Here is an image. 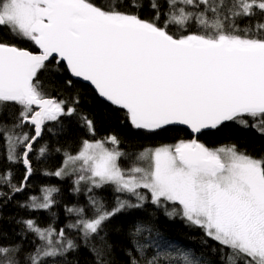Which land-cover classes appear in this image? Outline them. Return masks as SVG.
Instances as JSON below:
<instances>
[{"label": "snow or ice", "instance_id": "snow-or-ice-1", "mask_svg": "<svg viewBox=\"0 0 264 264\" xmlns=\"http://www.w3.org/2000/svg\"><path fill=\"white\" fill-rule=\"evenodd\" d=\"M145 8L150 18H141ZM0 30L37 49L0 42V117H11L9 105L19 107L11 128L0 122V133L7 141L8 160L17 159L16 148L23 145L25 181L32 173L28 156L42 126L76 111L44 88L40 74L52 60L125 110L134 128L157 132L185 126L193 134L190 140L146 149L127 168L118 163L125 154L115 136L107 138L112 147L85 140L77 155L66 154L55 176L79 172L77 185L111 184L137 201L117 199L109 211L90 198L91 219L83 218L84 209H68L80 217L69 227L80 228L86 241L97 240L96 264H107L112 250L100 235L104 223L149 198L157 207L171 204L169 216L179 215L217 242L221 264H264V158L235 145L210 149L195 138L226 122L264 134V0H107L101 5L92 0H0ZM82 120L93 131L92 121ZM25 124L34 126L35 135L15 133ZM39 151L44 154L46 148ZM9 181L10 174L0 175V183ZM44 191L43 200L33 197L30 207L52 205L56 189ZM22 223L40 241L28 253V264H45L75 247L65 240L63 229L42 228L31 219ZM143 230L136 226L133 236ZM133 244L144 257L145 245L135 239ZM20 251L19 246L0 244V264H19ZM127 255L129 264H141L132 252ZM161 255L146 264H158ZM166 258L174 259L171 254ZM180 259L198 264L187 253Z\"/></svg>", "mask_w": 264, "mask_h": 264}, {"label": "trees", "instance_id": "trees-1", "mask_svg": "<svg viewBox=\"0 0 264 264\" xmlns=\"http://www.w3.org/2000/svg\"><path fill=\"white\" fill-rule=\"evenodd\" d=\"M101 5L107 0H92ZM141 18H150L152 13L147 8L140 13ZM243 26V24H241ZM0 42L14 44L36 52L37 49L30 43L13 37L6 30H0ZM49 70L40 74L45 90L57 99L68 101L67 106L76 108L71 116H61L57 121L45 122L43 137L34 147L29 161L32 173L25 181L26 167L23 163V145L16 148L17 159L8 160L7 141L0 133V175L10 174L8 184L0 183V244L5 246H19L21 251L16 259L19 264H28L27 255L40 243L34 233L29 232L24 224L31 219L42 227H53L57 231L63 229L65 240H71L75 247L63 255L47 258L45 264H96V255L93 251L97 240L84 238L80 228L69 227L80 219L70 208L84 209L83 218L91 219L94 209L90 198L101 202L106 210L116 207L117 199L128 200L135 204L136 198L127 193H118L111 184L94 187L88 181L76 183L79 172L64 176H55L53 173L64 166L66 154L77 155L83 141H104L115 136L118 148L125 155L118 161L122 168L130 167L139 153L146 149H154L162 145H173L179 140H190V133L182 128H167L157 132L136 129L131 125L125 112L101 100L88 86L72 80L63 63L55 60L48 65ZM53 69H58L53 71ZM71 80V86L67 81ZM78 99V104H72ZM8 112L0 117V122L7 123L11 128L18 115L19 107L9 105ZM82 117H87L93 123V131H89ZM251 123V121L249 122ZM17 135L27 133L34 135V129L29 124L15 129ZM210 149L221 146L235 145L237 149L254 158H264V134L252 127H242L229 122L220 129L203 133L198 140ZM46 148L44 154L40 148ZM146 166L145 162H139ZM80 162L74 165L79 167ZM73 167L70 165V168ZM14 187H21L19 192ZM55 188L52 193V205L47 209L32 208V198L43 200L45 189ZM79 188V191L76 189ZM91 188V191L89 189ZM145 191V190H142ZM171 204L157 207L150 198L139 208H125L116 213L104 223L100 235L106 236L112 245L111 254L106 257L107 264H129L128 252L146 264L147 259L162 255L158 264H183L181 254L187 253L198 264H221L220 245L206 237L202 229L192 226L179 215L169 216ZM136 226L144 229L139 235L133 236ZM145 245L144 257L135 251L133 240ZM171 254L174 259L166 258Z\"/></svg>", "mask_w": 264, "mask_h": 264}, {"label": "water", "instance_id": "water-1", "mask_svg": "<svg viewBox=\"0 0 264 264\" xmlns=\"http://www.w3.org/2000/svg\"><path fill=\"white\" fill-rule=\"evenodd\" d=\"M53 61V60H52ZM50 64V63H49ZM64 64V63H63ZM65 65V64H64ZM65 67H66V65H65ZM69 73V72H68ZM69 75H70V77L72 78V80H74V81H76V82H79V83H82L83 85H86V86H88V87H90L95 93H96V95H98V97L101 99V100H103V101H105V102H107V103H109V105H112V106H115L116 108H118V109H121V108H119L118 106H116V105H113L111 102H109V101H107L106 99H104L103 97H100L99 96V94L97 93V91L95 90V88H94V86L89 82V81H84L82 78H77V77H73V76H71V74L69 73ZM121 110H123V109H121ZM124 112H125V110H123ZM227 123H229V122H226L225 124H227ZM225 124H223V125H225ZM30 125V124H29ZM222 125V126H223ZM31 127H33V129H34V126H32V125H30ZM222 126H220V127H222ZM45 127V124L42 126V131H41V135L36 139V141L33 143V148L39 143V141L41 140V138H42V136H43V132H44V128ZM173 127H176V128H182V129H185V130H187L188 132H190V130L189 129H187L185 126H168L167 128H173ZM220 127H218L219 129H220ZM166 128V129H167ZM217 128V129H218ZM217 129H207V130H203L202 131V133L201 134H198L197 136H195V138L196 139H198L199 140V138L202 136V134L203 133H206V132H212V131H214V130H217ZM34 133H35V131H34ZM190 134L192 135V137H193V134L190 132ZM194 138V137H193ZM33 150V149H32ZM31 153H32V151L29 153V156H28V159L30 158V155H31ZM25 166V165H24ZM26 167V166H25ZM30 176V175H29Z\"/></svg>", "mask_w": 264, "mask_h": 264}, {"label": "bare ground", "instance_id": "bare-ground-1", "mask_svg": "<svg viewBox=\"0 0 264 264\" xmlns=\"http://www.w3.org/2000/svg\"><path fill=\"white\" fill-rule=\"evenodd\" d=\"M173 128H175V127H173ZM184 130H185V129H184ZM186 131H187V130H186ZM189 133H190V132H189ZM34 135H35V133H34ZM190 135H191V134H190ZM191 136H192V135H191ZM42 137H43V136H42ZM192 138H193V137H192ZM41 139H42V138H41ZM40 141H41V140H40ZM40 141H39V142H40ZM33 149H34V148H33ZM32 151H33V150H32Z\"/></svg>", "mask_w": 264, "mask_h": 264}, {"label": "rangeland", "instance_id": "rangeland-1", "mask_svg": "<svg viewBox=\"0 0 264 264\" xmlns=\"http://www.w3.org/2000/svg\"><path fill=\"white\" fill-rule=\"evenodd\" d=\"M105 146H106V147H110V146H108L107 144H105ZM78 162H80V161H77V163H78ZM80 163H81V162H80ZM171 206H172V205H171Z\"/></svg>", "mask_w": 264, "mask_h": 264}]
</instances>
